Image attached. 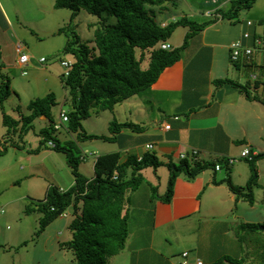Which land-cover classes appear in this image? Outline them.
Here are the masks:
<instances>
[{
	"label": "crops",
	"instance_id": "obj_1",
	"mask_svg": "<svg viewBox=\"0 0 264 264\" xmlns=\"http://www.w3.org/2000/svg\"><path fill=\"white\" fill-rule=\"evenodd\" d=\"M176 1L182 4L184 9L179 11L172 9L166 0H161L160 4L153 7L161 23L167 24L182 16L198 22L209 21L215 14L218 15V8L226 9L229 4L219 3L218 6L207 8L203 12L194 6V2L196 5H205L207 0ZM211 10L213 11L210 14L206 13ZM250 14L247 12L239 25H229L220 18L208 23L202 30L194 32L187 39L180 59L166 67L151 86L118 102V105L124 104L123 106L136 104L134 112L124 109L125 115L120 116L119 122H133L142 127L140 130L124 127L116 134L111 135L110 132L107 134L113 136V139L95 138L80 142L79 170L87 177L93 175L96 155L107 152L118 151L121 161L126 160L129 155L139 156L145 152H153L162 162L157 168L147 166L139 171L143 176L141 182L143 192L139 196L137 206L129 208L133 193H126L129 234L124 248L111 257L109 264H171L184 250L190 251L191 258H201L204 264H251L244 240L236 233L235 228L242 223H260L264 220V207L260 209L259 207L263 205L258 203L264 201V157L255 162L259 185L253 188L254 200L249 207L244 206V202L247 201L245 198L228 190L229 187L222 181L226 175L216 176V172L228 168L232 183L244 186L250 176L247 162L235 164L234 161L231 165L224 164L226 167L221 170L204 169L194 177L179 173L175 180L173 197L168 203L153 197L151 192V186H156L159 194L165 192L169 177L166 163L179 161L178 153L185 152L191 158L190 151L196 148L199 152L193 159L203 162L216 158H240V151L245 146L257 152L264 151V57L259 59V66L263 69L260 84L255 86L250 77H246L250 65L232 63L228 48L229 42L242 38L244 31L250 33V38L244 39V43H251V37L255 35H264V27L258 22L255 24L252 20L254 23L246 24L245 19H251ZM257 17H262V14ZM233 21V18L228 19L229 23ZM13 29L6 9L0 4V71L3 72L12 66L20 68L15 63L14 52V43L19 38L13 33ZM188 30V27H177L173 32V38L167 42L174 47L179 46ZM241 75L246 78L245 84L249 91H255V95L250 93L253 98L246 97L230 82H214L216 79L229 78L241 83L237 81ZM61 84L63 86L62 81ZM67 98L66 94L58 104L56 119L60 107L67 102ZM36 119L43 125L46 123L44 116ZM165 123L170 125L168 129L164 128ZM66 132L64 141L68 140V136L70 139L73 138L71 133L67 130ZM147 143L153 145L151 149H146ZM41 153L53 156L57 163H52L49 169L43 165H29L28 170L23 173V179L28 180L29 199L43 198L49 185L66 189L74 182V175L64 159L58 155L59 152L47 144V147L35 154ZM32 154L34 153L20 155L19 158L29 161ZM18 181L16 179L14 183H19ZM216 188H220L218 191H225L227 188L229 192L220 199ZM206 192L212 193L213 199L205 196ZM205 197L208 202H204ZM227 198L232 201L229 207L225 204L228 202ZM134 200L136 201L137 197H134ZM8 202L11 203V200ZM163 204H170L171 210L165 212ZM24 206L22 210L25 209ZM233 209L235 211L231 215ZM223 210L225 211L222 212ZM67 212V215L54 219L42 233L46 235L50 228L56 227L60 228L56 230V239L64 235L61 228H68L71 218L69 211ZM198 214H200L196 220L198 224L196 225L195 221L191 228L186 224L185 228L179 227V231L176 232L158 231V223L162 226L169 224L167 226L169 229L171 225L181 226ZM35 216L38 220L39 213L36 212ZM207 217L213 219H206ZM199 229L201 233L193 239V235ZM241 230L244 232L249 229ZM65 232L63 241L71 237L69 228ZM180 235L187 236L188 242L174 246L173 241L176 237L172 240L169 236ZM57 242L60 246L62 241ZM59 248L65 250L61 246ZM226 258L232 259V262Z\"/></svg>",
	"mask_w": 264,
	"mask_h": 264
},
{
	"label": "trees",
	"instance_id": "obj_2",
	"mask_svg": "<svg viewBox=\"0 0 264 264\" xmlns=\"http://www.w3.org/2000/svg\"><path fill=\"white\" fill-rule=\"evenodd\" d=\"M255 1L230 0V5L226 9L218 8V15L215 14L209 21L198 22L182 16L162 25L153 8L160 4L161 0H54V7L69 9L71 17L82 9L96 15L107 11L116 17V22L109 23L106 17L105 20L101 17L96 22L91 38L84 41L76 34L74 38H67L64 45V50L73 55L69 73L60 77L69 100L65 128L73 138L61 142L53 136L56 119L51 109L57 104V100L55 95L49 92L30 100L26 106L27 111L17 110L15 116L2 109L6 130L0 137V155L7 150V145L20 148L23 144L19 142L23 143L26 133L33 129V120L40 116L46 118L47 124L39 129L43 135L42 143L47 144L52 140L55 143L53 149L65 154L67 164L74 175V182L62 190L56 185H49L44 197L31 199L32 202L25 206L24 211L39 213L36 235L43 232L61 212L69 211L71 218L68 228L71 237L60 243L61 248L72 253L69 264H109L111 257L124 248L129 234L126 193L128 189H135L143 181L139 172L142 168H157L162 164L153 152H145L139 156L129 155L126 160L121 161L119 152L113 151L96 155L93 175L85 176L79 170L80 142L95 138L113 139V136L88 133L82 125V120L88 117L93 109L96 112L111 110L119 101L151 86L166 67L180 59L190 35L202 30L215 19H232L241 10L250 8ZM179 25L189 29L182 44L175 47L171 45L168 49L160 48V43L168 41ZM61 32H66L65 27L59 28L58 33ZM137 49L140 51L138 55ZM5 75L0 71V105L11 94L10 81ZM214 82H230L246 97L253 98L246 84L229 78L216 79ZM252 82L259 86L260 78L257 76ZM124 127L135 131L142 128L133 122L124 121L117 122L111 132L116 134ZM73 147L77 148V155ZM197 155H191L190 152L192 159L189 156L182 158L178 164L168 161L166 165L169 177L166 190L159 194L157 187L151 186L153 197L163 203L170 202L175 180L181 172L194 177L201 170L215 169L216 163L220 164L218 170L226 167V159L216 158L202 162L193 159ZM263 157L264 151H256L252 159L242 157L250 168V176L244 186L234 185L230 169H225L226 177L222 181L233 193L242 196L249 203L254 200L253 188L259 185L255 162ZM128 173L131 175L127 177ZM261 225L264 226L261 223H242L238 228L252 230ZM226 259L232 262V259Z\"/></svg>",
	"mask_w": 264,
	"mask_h": 264
},
{
	"label": "rangeland",
	"instance_id": "obj_3",
	"mask_svg": "<svg viewBox=\"0 0 264 264\" xmlns=\"http://www.w3.org/2000/svg\"><path fill=\"white\" fill-rule=\"evenodd\" d=\"M214 1L215 0H207V4L205 5H196V2H194V6L198 10L205 12V9L216 7L219 3L226 5L227 2H229L228 6L230 5V0ZM166 2L169 3L172 9L175 8L178 11L184 9V6L176 0H166ZM171 2H175V4ZM0 4L6 9L11 19V24L14 28L13 33L24 42L26 51L32 55L31 61L27 65H24L26 74H22L21 67L18 68L14 66L7 68L3 72L4 75L6 74L9 78L11 94L4 100L3 104L0 105L1 137L6 130L3 124L2 109L11 116H15L17 110L19 112L27 111L26 106L30 100L43 96L49 92H52L58 101L51 109L52 114L55 115L54 119H56L58 104L67 94V90L61 84L60 77H63L64 69L60 65V61L62 59L73 58L71 53L64 50L67 38H74L77 34L82 40L86 41V39L92 37L96 22L99 21L101 17H103L104 20L106 17V21L109 23L116 22V17L107 11H103L100 15H96L83 9L71 17V11L69 9L55 8L54 0H0ZM212 11L213 10L207 11L206 13L210 14ZM247 12L251 13V19H245L246 22L247 20H254L255 24L258 22V24L262 25L261 27H264V22H262L264 18V0H256L250 8L241 10L237 16L233 17L234 21L231 23L228 22V19L223 18L224 23L239 25L242 18L246 17L245 14ZM261 14L262 17H257ZM60 27H65L66 32L58 33ZM177 27L182 28L186 26L179 25ZM173 32L169 39L173 38ZM139 52V49H137V55ZM40 56L46 58L44 63H38L36 61ZM261 67L262 66H259L257 63H254L250 66V70L246 77L249 78L251 73H256L257 76L261 78V71L263 70ZM250 80L253 81L252 79ZM237 81L245 84L246 78L241 75L237 78ZM234 87L238 89V87ZM249 92L255 95V91L251 90ZM134 104L123 106L124 104L118 105L117 103L113 109L100 110L99 112L93 109L90 115L82 120V125L88 133L94 132L92 134H97L99 136L107 135L109 132L112 134L111 131L115 129L120 116L125 115L124 109L126 108L129 112H134ZM67 105L68 98L63 107L69 108ZM137 106L139 107L138 104ZM243 121H245L244 117ZM46 124L47 122L44 123V125ZM44 125L43 123L41 124L40 120H33V129L26 133L23 143L19 142V144L23 145L20 148L7 145V150L0 155V264H69L72 259L71 251L60 249V246H58L59 243L57 242L64 240L66 235L65 231H68V228H61V230L64 231V235L57 239L56 230L60 228L56 227L50 228V232L46 235L42 232L36 235L35 231L38 227V222L35 218L36 211L28 213L24 211V209L22 210L24 204L26 206L27 203L32 202L27 195L28 180L23 179V173L28 170L29 165H43L49 169L52 163H57V160L49 154H35L36 149L39 151L47 147L46 142L42 143L43 135L39 132L40 127ZM52 134L61 142H65V135L67 136L65 125L57 130H53ZM68 140H71L69 136ZM72 149L77 155V148L73 147ZM56 152H59L58 155L67 163L65 154H62L61 151ZM27 153H34L30 156L31 158L29 161L24 158H19L20 155L26 156ZM235 161V164L247 162L242 157H235ZM174 162L178 164L179 161ZM231 164L232 163H227V165ZM244 168H246V166ZM130 175L131 174L128 173L127 177ZM225 175V170L216 172L217 177H223ZM16 179L19 180V183H14ZM142 189L141 183L135 189H128V194L133 193L129 208L137 206V203L140 201L139 196L143 192ZM218 189L220 188H216V191L220 199L225 193L230 191L229 188V191H227L226 188V192L222 190L218 191ZM204 195L208 196L209 199H213L212 193L208 194V192H206ZM23 196H25V198H23ZM134 197H137L136 201ZM8 200H11V203H9ZM226 200L228 202L226 201L227 203L225 204L229 207L232 201L230 198ZM208 201L209 200L205 197L204 202ZM258 203L259 205H263L259 207L260 209L264 207V201ZM249 205L250 203L248 201L244 202L245 207H249ZM162 206L165 212L170 211L172 207L170 204H163ZM224 211L225 210L222 212ZM233 211H235V209L232 210L231 215ZM199 215L200 214L195 217L192 216L190 221L188 220L181 226L171 225L172 227L169 229L167 227L169 224L167 226H162V224L158 223V231L168 230V232H176L179 231V227L185 228L186 224L191 228ZM206 219L212 220L213 217H207ZM239 219L242 220L241 218ZM260 223L264 224V220ZM197 224L198 221H196V225ZM262 227L264 226L261 225V227L257 229L245 230L244 232H242L240 228L234 227L236 233L239 232L238 234L244 240V247L246 252H248L251 264H264V228ZM194 232L196 233V231ZM198 233H201V229L193 235V239L196 238ZM169 237L172 240L176 237L173 241L174 246L188 242V237L185 235Z\"/></svg>",
	"mask_w": 264,
	"mask_h": 264
},
{
	"label": "built area",
	"instance_id": "obj_4",
	"mask_svg": "<svg viewBox=\"0 0 264 264\" xmlns=\"http://www.w3.org/2000/svg\"><path fill=\"white\" fill-rule=\"evenodd\" d=\"M247 25H251L252 21L247 20ZM162 25H164L162 23ZM250 38L249 31H244L242 33V38H236L229 42L228 48H229V57L232 63H242L245 65H253L254 63L260 64V58L262 59L264 57V36L263 35H255L252 38L251 43H244V39ZM160 48L168 49L171 48V44L167 41L160 43ZM14 52L16 55V61L17 65H19L22 68V74H26V70L24 69V65H27L32 58V55L26 51V45L24 42L20 39L16 40L14 43ZM38 63H44L46 61V58L43 56H40L36 59ZM60 65L64 69L63 74L67 75L70 71V68L72 66V60L70 59H62L60 61ZM250 79L255 80L257 78L256 73L250 74ZM176 118V116H175ZM68 120L67 116V109H64L63 107H60L59 113H58V119L54 123L53 127L55 130L61 128L65 125V123ZM170 125L168 123L164 124V128L168 129ZM47 144L51 147L55 145V143L52 140H49ZM151 143H147L145 145L146 149L152 148ZM191 155L198 154L199 150L196 148L191 149ZM256 154L255 150H251L249 146L243 147V149L240 151L239 157L252 159V157ZM179 159L188 157L189 155L185 152L178 153ZM235 161L234 157H227L226 162L232 163ZM215 169H220V164H215ZM61 190L64 189L62 187H59ZM67 210H64L61 212L60 215L65 216L67 215ZM171 264H204L203 260L199 257H190V251L184 250L180 253L179 257L174 260Z\"/></svg>",
	"mask_w": 264,
	"mask_h": 264
}]
</instances>
